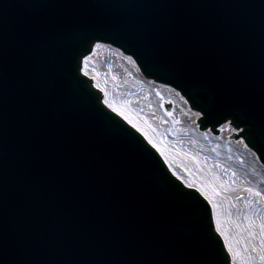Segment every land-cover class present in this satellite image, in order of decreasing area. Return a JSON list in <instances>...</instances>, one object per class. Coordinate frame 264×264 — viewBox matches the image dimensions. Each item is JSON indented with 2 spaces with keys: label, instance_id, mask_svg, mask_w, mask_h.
<instances>
[{
  "label": "water",
  "instance_id": "1",
  "mask_svg": "<svg viewBox=\"0 0 264 264\" xmlns=\"http://www.w3.org/2000/svg\"><path fill=\"white\" fill-rule=\"evenodd\" d=\"M97 42L200 130L253 124L230 138L264 164V0H0V264H232L207 200L82 72Z\"/></svg>",
  "mask_w": 264,
  "mask_h": 264
},
{
  "label": "rangeland",
  "instance_id": "2",
  "mask_svg": "<svg viewBox=\"0 0 264 264\" xmlns=\"http://www.w3.org/2000/svg\"><path fill=\"white\" fill-rule=\"evenodd\" d=\"M99 45H100L99 47L95 46L94 50L92 51V55L88 57L89 59L87 62V69L90 74H87V73L86 74L91 78L94 77L97 80V84L100 85L99 89H101L104 92V94L107 93L108 89L111 87L121 97L129 98L132 103L131 109L133 110V113L137 117H141L146 120V122L151 126V128L155 132V134L160 136L162 141L166 144V147L172 152V154L175 157H178L177 155H180V156H183L184 158L185 157L189 158L190 156L191 158H195L197 157L196 154H200L201 160H203L202 157L204 156V157H207V159H209L210 161H214L213 164H210V167L208 166V169L212 171L211 175L208 174V178L211 181H209L207 178H206L207 179L206 181L205 177H204L205 181L203 180V182L206 183L207 187L215 186L217 188L218 186H226V185L235 186V184L237 185L243 184L244 187L256 186V182L253 179H251V182L249 183V182H244L243 180H240L237 177L236 173H235L236 175L233 177L232 173L235 172L234 167L228 168L224 164L223 159H220L224 154V150L226 149L227 144H230L231 147L233 148V149L229 148V151H231V154L234 151V152H237L236 154L243 155L245 154V151H246L244 147L238 146L236 144L237 141H231L229 137L227 138L225 136L226 130L225 131L222 130L219 136L213 135L212 133H209V132L199 131L197 124H196V119L200 117V115H197V112L190 109L185 99L174 88L168 85L156 83L150 79L144 78L142 74L140 73L138 67L134 68L131 64L125 61V59H127L128 56L124 55L121 51H119L116 48H113L112 46L108 44L100 43ZM104 50H109L110 52L119 53L122 56V59H124L123 60L124 62L122 65L128 71V77L124 79L125 82H119V80L117 82L115 76H113L112 74L111 75L108 74L106 70L104 71L99 70L102 64L104 63V57H103ZM136 78H142L144 81L147 82L148 84V87L146 90L147 94H144L143 90L140 87L134 85L132 81L133 79H136ZM128 79L131 80L130 83L127 82ZM164 89H167V91H165ZM106 98L107 96L105 95L104 99ZM165 102H169L171 104L172 107H171L170 112H166L164 108ZM132 125L136 127L135 122ZM225 126L230 131L232 130L231 126L229 125L228 126L225 125ZM136 128L140 130V127H136ZM187 130H190L192 134L196 136V141H190L187 138V132H188ZM145 137L149 140L147 136ZM150 142L152 143V141ZM242 151L244 152L243 154H242ZM202 154L204 155L202 156ZM226 160L230 161L232 166H234V161L232 159H226ZM165 161L168 163L166 158H165ZM206 164H209V163L206 162ZM253 164L255 165V167L253 168L254 171L258 170L256 168V165L260 167L258 162L255 161L253 162ZM170 165L169 166L171 170L174 172V174H176L179 178L183 176L184 180H187L189 183H195L197 187H194V188L199 190L200 183L193 179H189L186 176L185 166H188V168L196 171V169H193L191 168V166H189L187 160L183 162L174 160L173 162L172 161L170 162ZM217 173L219 175H222L226 179L225 183H221L222 185H220V182L216 178ZM198 179L200 180L199 176H198ZM230 181H234V183H230ZM205 198L208 200L206 196ZM246 201L248 200L245 199V202ZM210 204L212 206L211 202ZM259 204L264 205L261 203V200ZM217 212H219L220 214L219 219H220L221 231L225 233V235H222V237L224 238V241L228 248L229 235L231 236L230 228L226 222V216L222 213V210L219 209L217 210ZM215 218H216V227H217V215L216 214H215ZM221 231H218V232L221 234ZM225 237H227V242H226ZM232 248L237 253L235 257L236 264H242V261H246L249 258L248 254H246L237 245H232ZM231 255H232V260H233V254L231 253ZM251 256H252V259L255 260L256 264H260L259 256H256L253 254Z\"/></svg>",
  "mask_w": 264,
  "mask_h": 264
},
{
  "label": "bare ground",
  "instance_id": "3",
  "mask_svg": "<svg viewBox=\"0 0 264 264\" xmlns=\"http://www.w3.org/2000/svg\"><path fill=\"white\" fill-rule=\"evenodd\" d=\"M95 48V47H94ZM92 55V54H91ZM104 63L102 64L100 71L106 70L108 74H112L115 76L117 82H125L124 79L128 77V71L123 67V60L122 56L119 53L110 52L109 50H104ZM129 64H131L134 68L137 66L132 61H128L125 59ZM97 70V69H96ZM98 70V71H99ZM83 72L90 74L88 72V69L85 70V63L83 62ZM133 73V72H132ZM132 77V75H131ZM144 77V76H143ZM145 78V77H144ZM122 80V81H120ZM127 82H131L130 79L127 80ZM134 85L140 87L144 94H147V87L148 84L146 81H144L142 78H136L132 81ZM97 86V83H95ZM167 91V89H164ZM107 96L106 99H108L111 103H113L115 106L120 107L123 109L130 118L136 123V125H139L140 128H144L145 131L148 132L149 136L152 137V140L156 141L161 148L164 149L163 156H167L168 164L170 165V162L172 161H186L188 162L189 166L191 168L196 169V171L188 168V166H185V169L187 168L188 171H186V176L189 179H193L200 184L203 183L206 186V183L203 182L204 177L207 178L209 181H211L208 178V174L211 175L212 171L208 169V166L210 167V164H213L214 161H210L207 159V157H204L202 154L203 160H201L200 154H196L195 158H184L183 156L177 155L178 157H175L172 152L166 147V144L162 141L159 135L155 134L151 126L146 122L145 119L141 117H137L133 110L131 109V100L129 98H123L113 88H109L108 92L105 93ZM196 112V111H195ZM198 113V112H197ZM153 115V114H152ZM222 130L225 131V136L228 138L229 132H231L225 125L222 126ZM187 138L190 141H196V136L192 134L190 130H187ZM236 144L238 146H242L245 148V154L242 151L243 155L236 154L237 152H234L231 154V151H229V148L233 149L230 144L226 145V149L224 150V154L220 159H223L224 164L229 167H234V171L237 174V177L240 180H243L244 182H251V179H253L256 182V188L264 191V167L259 163L257 155L254 153L253 150L249 149L245 146V143L243 140L237 141ZM161 151V150H160ZM226 159H232L234 161V166L230 163V161H227ZM258 162L259 166L256 165V168L258 170L254 171L255 165L253 162ZM208 162L209 164H206ZM262 171V172H261ZM189 172L191 175H189ZM202 175V177H201ZM198 176L200 180L198 179ZM214 178V177H213ZM212 178V179H213ZM216 178L221 183H225L226 179L222 175L216 174ZM206 179V181H207ZM228 179V178H227ZM229 180V179H228ZM239 180V181H240ZM205 181V180H204ZM247 184V183H245ZM207 187V186H206ZM253 187V186H251ZM219 191L215 194L214 199L216 203L218 204V208L214 211L215 214L217 210H222V213L226 216V222L230 228L231 236L229 235V243L231 245H237L240 247L246 254L251 253V255L260 256L261 252L260 249L264 248V245L260 243L261 240V233L259 230V224L260 216H264V205L259 204L261 197L256 196L254 193H249L248 188L250 187H244V185H226V186H218L217 187ZM209 190H211V187L209 186ZM246 193V194H245ZM245 194V195H244ZM245 199L248 201H252L251 203L245 202ZM256 214V218L251 220V223L249 221V217L253 214ZM255 233L253 235L252 233ZM247 245L248 247H245ZM233 261V260H232Z\"/></svg>",
  "mask_w": 264,
  "mask_h": 264
},
{
  "label": "snow or ice",
  "instance_id": "4",
  "mask_svg": "<svg viewBox=\"0 0 264 264\" xmlns=\"http://www.w3.org/2000/svg\"><path fill=\"white\" fill-rule=\"evenodd\" d=\"M97 47H99L100 45L97 44ZM88 57H84V63H85V70L87 69V62H88ZM127 59L129 61H132L133 63H135V61L132 60L131 56H128ZM97 87L99 88L100 85L97 84ZM104 104L108 105L109 108L113 109V111L117 112L121 117H123L126 121H128L129 124H134V121L130 118V116L120 107L115 106L113 103H111L108 99H104ZM171 114V113H170ZM197 115H200V113H197ZM208 115H211V112L208 113ZM235 115V114H234ZM235 119L237 121H239L240 123H243L245 125L244 129H241V131H245L247 132L248 137L250 138V140H255L256 137V131L255 128L253 126V124L249 123L246 119H242L241 116L239 115H235ZM136 127H140L139 125H135ZM140 131L144 133L145 136H147L149 138L150 141H152V143L157 147L160 148L162 154L164 153V149L161 148V146L156 143V141L152 140V137L149 136L148 132L145 131L144 128H140ZM247 147V145H245ZM165 158L167 159V156H165ZM171 166V165H170ZM175 171V170H174ZM185 171H188V169L186 168ZM178 174V173H177ZM179 175V174H178ZM189 175H191V173L189 172ZM236 174L235 172L232 173V176L234 177ZM180 179L184 180V177L181 176ZM184 182L186 184H188V186L190 188L192 187H197V185L195 183H189L187 180H184ZM230 183H234V181H230ZM199 191L202 192L207 198L208 200L212 203V208L215 211L218 208V204L216 203L214 196L215 194L219 191L218 188H216L215 186H211V190H209V187H206L203 183H201L199 185ZM248 192L249 193H254L256 196L261 197V203L264 204V191H261L259 189H257L255 186L248 188ZM247 203H251L252 201H246ZM217 215V231H221L220 228V219H219V212L216 213ZM256 218V214L254 213L252 216H250L248 219L251 223V220ZM260 220V224H259V230L261 233V240L260 243L262 245H264V216H260L259 217ZM253 235H255V233H252ZM221 235H225V233L223 231H221ZM226 242H227V237H225ZM245 247H248L247 245H245ZM228 250L229 252H231L233 254V264H236V255L237 253L233 250L231 243L228 244ZM261 255L259 256V262L260 264H264V248L260 249ZM248 259L246 261H242V264H256L255 260L252 259L251 253H248Z\"/></svg>",
  "mask_w": 264,
  "mask_h": 264
}]
</instances>
